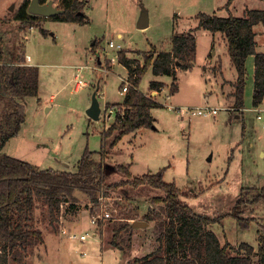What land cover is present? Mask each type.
Returning <instances> with one entry per match:
<instances>
[{
	"label": "rangeland",
	"instance_id": "rangeland-1",
	"mask_svg": "<svg viewBox=\"0 0 264 264\" xmlns=\"http://www.w3.org/2000/svg\"><path fill=\"white\" fill-rule=\"evenodd\" d=\"M85 1L84 23L48 17L35 27H23L14 19L21 0H0V36L6 58L16 51L18 62L30 55L40 69L39 93L26 98L25 122L2 152L31 162L38 169L75 171L87 147L100 159L102 132L115 121L116 113L124 110L125 93L119 87L127 80V69L118 62L120 50L143 64L153 45L160 51L170 50L174 35L196 28L199 23L196 15L200 12L243 16L246 8H264V0H233L228 8L229 0ZM144 10L148 11L150 26L139 28L137 23ZM263 26H255L257 49L262 52ZM193 33L198 46L193 69L179 68V90L175 94L171 93L174 77L158 78L151 67L148 69L140 90L157 97L163 107L152 109L153 127L124 135L110 151L107 162L130 166L133 177L164 169V180L184 189L182 198L197 213L224 216L222 221L210 225L222 244L230 242L238 248L248 242L257 251L258 230L264 226V200L252 202V199L264 187V99L258 106L253 103L254 69L248 62L245 107L241 110L231 107L228 100L233 91L231 80L237 78V71L223 43L224 34L214 35L204 29ZM110 41L116 46L110 47ZM215 48L221 55L225 77L219 68L218 52H212ZM20 57L23 59L19 60ZM155 79L167 83L159 93L149 89ZM78 83L84 85L77 91ZM95 90L102 108L99 120L87 113ZM6 104L0 98V120ZM167 104L187 110L180 113ZM205 105L217 108L218 113H189V109L198 111ZM112 106L115 113L107 117L106 111ZM124 178V174L116 172L109 175L108 182ZM74 194L77 200L62 201L55 219L43 198L36 196L31 215L42 238H34L31 245L15 255L7 254L9 264H128L150 244L159 245L158 235L150 225L133 229L135 246L128 249L112 246L111 240L115 224L124 223L127 218L144 220L150 208L157 211L158 205L151 198L163 194L161 189L149 184L140 187L126 184L111 189L107 196L101 195L102 203L96 206L87 193L76 190ZM241 195L244 201L240 213L247 227L230 215ZM92 208L96 215L107 210L112 216L101 219L102 225L95 224ZM124 234L126 241L129 233ZM80 235L86 239L81 240ZM1 253L4 252L0 246Z\"/></svg>",
	"mask_w": 264,
	"mask_h": 264
},
{
	"label": "trees",
	"instance_id": "trees-1",
	"mask_svg": "<svg viewBox=\"0 0 264 264\" xmlns=\"http://www.w3.org/2000/svg\"><path fill=\"white\" fill-rule=\"evenodd\" d=\"M232 1L226 3L227 8ZM29 4L30 0H24L14 13V19L20 21L23 27H35L43 18H48L29 13ZM58 6L65 12L51 18L86 22L85 1L58 0ZM196 17L199 23L195 29L174 35L168 51H158L153 45L150 52L145 54L143 64L136 63L125 51H119L118 61L129 70L127 81L131 83L124 94V110L118 112L115 121L102 132L100 159H96L94 151L87 147L75 171L38 169L31 162L2 152L7 141L19 133L25 122L26 98L39 93L40 69L36 65L18 62L17 51L11 52V56L6 58L4 40L0 36V98L7 103L0 120V246L4 252L0 254V264H9L7 254L15 255L23 251L34 242V238L41 240L42 232L33 224L31 215L36 207V196L43 198L55 219L61 204L69 199L77 200L74 194L76 190L87 193L95 204L93 206H96L100 203L101 195L107 196L111 189L126 184L135 187L149 184L163 191V194L151 198L152 203L158 205L157 211L150 208L143 218L150 221L151 228L156 231L159 245L150 244L145 252L130 259L128 264H264V226L258 230L257 251L248 242L241 243L238 248L230 242L222 244L210 225L222 221L224 216L211 217L197 213L182 198L184 189L175 182L164 180V169L133 177L130 166L110 165L107 162L110 151L124 135L142 127H153L155 118L151 110L163 107L162 102L140 90V83L148 69L151 67L156 75L173 76L171 93H176L177 70H191L195 65L198 46L197 36L193 32L199 28L214 33L222 32L226 38L228 52L237 71L234 90L228 99L231 107L240 110L245 107L246 62L250 55L255 57L253 103L255 106L262 103L264 52L256 49L255 26L264 25V8H246L243 16H236L231 12L227 16L200 12ZM124 82L121 83V91ZM164 86L163 82L153 80L150 91L161 92ZM116 172H121L125 178L109 183V175ZM256 192L252 202L264 200V187ZM243 201L244 195H241L230 215L247 227L248 223L240 213ZM73 204L71 203V209L74 208ZM91 210L94 214V209ZM100 224L102 225L101 220ZM133 229L135 227L132 226L130 218L124 223L115 224L111 245L121 250L135 246L132 244ZM124 232L129 233L125 237L126 241L122 237Z\"/></svg>",
	"mask_w": 264,
	"mask_h": 264
},
{
	"label": "water",
	"instance_id": "water-1",
	"mask_svg": "<svg viewBox=\"0 0 264 264\" xmlns=\"http://www.w3.org/2000/svg\"><path fill=\"white\" fill-rule=\"evenodd\" d=\"M28 11L31 14L40 15L44 17H53L58 14H62L65 12L63 8L54 4L53 0H48L47 2H42V0H31ZM149 25V16L148 11H142L140 18L138 20L137 26L139 28L148 27ZM97 90L93 93V99L90 107L87 109L88 115L93 118L94 120H99L101 118L102 108L100 106V102L97 96ZM149 225V222L146 220H135L132 223L133 227H145Z\"/></svg>",
	"mask_w": 264,
	"mask_h": 264
},
{
	"label": "built area",
	"instance_id": "built-area-1",
	"mask_svg": "<svg viewBox=\"0 0 264 264\" xmlns=\"http://www.w3.org/2000/svg\"><path fill=\"white\" fill-rule=\"evenodd\" d=\"M47 1H48V0H45V2H47ZM53 1H54V4H57V5H58V0H53ZM109 46H110V47H114V46H116V45L114 44L113 41H110ZM119 46H120V45H118V47H119ZM28 59L30 60V56H28ZM79 76H80V74H79ZM82 85H84V83H83V84L78 83L77 91L80 89V87H81ZM130 85H131V83H130L129 81L126 80V81H125V85H124V87H123V89H122V92L125 93ZM157 92H158V91H157ZM158 93H159V92H158ZM149 95L158 101L157 97L153 96L151 93H149ZM169 97H170V96L168 95V98H169ZM167 106L170 107V108H174V109L178 110L180 113H185V111L187 110V107H174L172 104H167ZM115 109H116V108H115L114 106H112V107L109 109V111H106V116H107V117H110L112 113H115ZM189 110H191V111H189V113L191 112L190 114H192V115H194V114H196V113H198V114H203V115H210V114H211V115H215V114L218 113V109H217V108H212V107L207 106V105L202 106V107H199V108H198V111H193L192 109H189ZM101 113H102V112H101ZM117 113H118V112H117ZM117 113H116V116H117ZM186 113H187V112H186ZM258 118H259V119H262V115L259 114V115H258ZM115 119H116V118H115ZM263 128H264V121H263ZM102 199H103V197H100V199H99V200H100L99 205H101V203H102ZM111 216H112V215H111V213H110L109 211L104 210L102 214H97V215H96V214H93V215H92V222L95 223V224H98L99 221H100L101 219H103V218H109V217H111ZM62 232H63V233H67L65 229H63ZM70 237L73 238V235H71ZM80 239H81V240H85V239H86V236H85V235H80Z\"/></svg>",
	"mask_w": 264,
	"mask_h": 264
},
{
	"label": "crops",
	"instance_id": "crops-1",
	"mask_svg": "<svg viewBox=\"0 0 264 264\" xmlns=\"http://www.w3.org/2000/svg\"><path fill=\"white\" fill-rule=\"evenodd\" d=\"M24 0H21V2H20V4H19V7H20V5L22 4V2H23ZM31 1V0H30ZM83 1H85V0H83ZM86 4H87V1H85V7H86ZM84 10H85V8H84ZM30 13V12H29ZM11 14H13V13H11ZM10 14V15H11ZM13 18V17H12ZM0 19H2V17H0ZM15 21H17V20H15ZM150 18H149V25L148 26H150ZM71 23H79V22H71ZM1 24H3V26L2 27H4L5 26V24H4V21H1ZM258 25H260V24H258ZM198 26V25H197ZM257 26V25H256ZM264 27V26H263ZM2 29H5V28H2ZM192 29H195V28H190L187 32H189V31H191ZM199 29H203V28H199ZM205 30V29H204ZM208 31V30H207ZM183 32H185V31H183ZM182 32V33H183ZM211 32V31H210ZM217 33H220L221 35L223 34L222 32H213V34L215 35V34H217ZM260 34H263V31L262 32H259ZM257 35L258 34H256V42H257V45H256V49H257V46H258V44H259V42H258V38H257ZM215 39H213V43H212V45H214V43H215ZM95 43V42H94ZM93 43V44H94ZM224 44H226L227 45V42H226V39L224 40V42H223ZM218 46V48H220V44L219 45H217ZM227 48H228V46H227ZM158 51H160V50H158ZM162 51V50H161ZM166 51H168V50H166ZM215 51H217L218 52V49L217 48H215L212 52H215ZM257 51H258V49H257ZM17 53V52H16ZM28 56H30V55H26L25 56V58L23 59V58H19V60H22V61H20V63L21 64H24V65H35V63H33V59H32V56H30V60L28 59ZM127 56H129V55H127ZM217 58L219 59V68H220V70H221V73H222V75L224 76V72H223V70H222V65H221V55L219 54V52H218V56H217ZM254 60H255V57H254V55H250L248 58H247V64H248V62H250L251 64H252V66H253V69H254V71H255V64H254ZM119 62V61H118ZM120 63V62H119ZM114 64H115V61H114V63H113V65H112V68H113V66H114ZM121 64V63H120ZM127 69V68H126ZM112 70V69H111ZM110 70V71H111ZM180 69H178L177 70V74H178V71H179ZM152 72H153V70H152ZM153 74L156 76V77H158V78H161V77H163L164 75H156L154 72H153ZM128 76H129V70L127 69V78H128ZM168 76V75H167ZM171 76V75H170ZM173 77V76H172ZM176 77H177V80H178V76L176 75ZM225 77V76H224ZM248 77V76H247ZM177 80H176V82H177ZM230 80V79H229ZM236 79H234V80H231V81H233V83H234V81H235ZM155 81H161V82H163L165 85L167 84L165 81H163V80H160V79H155ZM174 81V80H173ZM254 81H255V78H254ZM177 84H178V90H179V83L177 82ZM233 85V84H232ZM120 86H121V84H120ZM253 86H254V82H253ZM165 87V86H164ZM163 87V88H164ZM120 88V87H119ZM121 89V88H120ZM149 89H151V88H149ZM177 90V91H178ZM233 90H234V87H233ZM153 92H154V90H152ZM175 94V93H174ZM108 103H111V102H108ZM154 109V108H153ZM151 112H152V110H151ZM136 131V130H135ZM134 132V131H133ZM135 220H138V219H133L132 220V223L135 221ZM151 223L149 222V225H150ZM98 226V225H97ZM142 249V248H141Z\"/></svg>",
	"mask_w": 264,
	"mask_h": 264
}]
</instances>
